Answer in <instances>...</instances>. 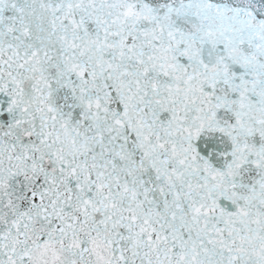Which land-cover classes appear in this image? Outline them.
<instances>
[{
    "label": "snow or ice",
    "instance_id": "snow-or-ice-1",
    "mask_svg": "<svg viewBox=\"0 0 264 264\" xmlns=\"http://www.w3.org/2000/svg\"><path fill=\"white\" fill-rule=\"evenodd\" d=\"M0 264H264V0H0Z\"/></svg>",
    "mask_w": 264,
    "mask_h": 264
}]
</instances>
